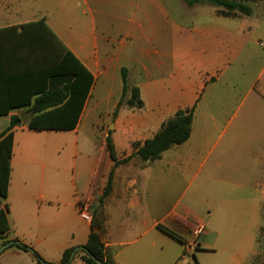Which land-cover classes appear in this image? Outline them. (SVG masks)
Here are the masks:
<instances>
[{"label":"crops","instance_id":"crops-1","mask_svg":"<svg viewBox=\"0 0 264 264\" xmlns=\"http://www.w3.org/2000/svg\"><path fill=\"white\" fill-rule=\"evenodd\" d=\"M237 1L253 14L198 15L209 5L184 0H0V134L12 117L22 121L0 199L10 221L0 247L18 239L61 264L67 249L87 243L101 211L115 264H204L197 251L220 249V264L264 263V97L255 90H264V0ZM56 41L94 82L74 130H31V106L20 105L37 98L33 77L54 65ZM123 68L144 107L123 106L115 117ZM192 108L190 138L154 162L134 156L116 167L101 204L114 167L107 138L126 159ZM51 133L71 136L63 151L48 144ZM0 264L42 263L11 246ZM70 264L86 263L75 255Z\"/></svg>","mask_w":264,"mask_h":264},{"label":"trees","instance_id":"trees-1","mask_svg":"<svg viewBox=\"0 0 264 264\" xmlns=\"http://www.w3.org/2000/svg\"><path fill=\"white\" fill-rule=\"evenodd\" d=\"M188 7L207 4L219 8L217 13L224 17H236L238 15L251 16L253 9L250 5L237 0H184ZM56 61L54 65L33 77L32 96H37L33 105L31 100L21 103L23 107L31 106L33 114L28 128L35 131H69L77 126L79 117L83 110L84 103L89 96L93 85V76L83 67L75 56L66 49L61 41H56ZM34 76V75H33ZM123 93L121 100L114 113L116 117L123 106L140 110L144 107L140 90L137 87H130L129 72L122 69ZM255 90L264 97V90L257 84ZM194 120V108L180 110L172 118L163 123L161 130L142 145L135 143V153L123 160H119L116 154L115 145L111 135L107 138V149L114 167L110 173L104 194V199L111 193L114 170L116 167L130 162L135 156L143 162H154L159 160L162 154L176 145L184 144L191 135ZM19 117H12L9 127L0 134V199L8 197L11 180V159L13 156L15 129L21 126ZM1 205V201H0ZM9 208L5 205L0 208V235L4 236L10 230ZM105 218L101 211L95 213L91 233L87 243L82 247L84 250L77 251L76 255L86 264H115L114 259L108 253L102 240ZM163 232L174 239L184 242V239L174 231L162 227ZM3 239H6L3 237ZM264 242V231L262 240ZM10 241L6 240L4 244ZM12 247H17L25 252H30L39 263L41 257L29 246L18 239ZM86 250V251H85ZM76 248L67 249L61 259V264H70L71 257ZM264 264V263H263Z\"/></svg>","mask_w":264,"mask_h":264},{"label":"rangeland","instance_id":"rangeland-1","mask_svg":"<svg viewBox=\"0 0 264 264\" xmlns=\"http://www.w3.org/2000/svg\"><path fill=\"white\" fill-rule=\"evenodd\" d=\"M204 5V4H203ZM207 5V4H205ZM214 7L213 6H206V7H199L196 11L199 13L198 15H205V13L211 12L212 9ZM196 20L197 17H194ZM71 139V136H62L59 135L57 133H51L47 142L48 144L56 151H63L65 149V146L68 144V140ZM197 254L201 253V257L202 258V262L204 264H220L223 263V261L226 258V253L223 250H218V251H197ZM225 257V258H222ZM192 260L194 261V259L192 258ZM199 261V260H198ZM200 263V261H199ZM201 264V263H200Z\"/></svg>","mask_w":264,"mask_h":264},{"label":"water","instance_id":"water-1","mask_svg":"<svg viewBox=\"0 0 264 264\" xmlns=\"http://www.w3.org/2000/svg\"><path fill=\"white\" fill-rule=\"evenodd\" d=\"M22 120H23V118H22ZM24 121H25V120H24ZM13 244H15V242H14V241H11V242H8V243L2 245V246L0 247V255H1L6 249H8L9 247H11ZM78 250H84V249H83L82 247L79 248V249H77V250L73 253V255H72V257H71V261L74 259V257H75V255H76V253H77ZM85 251H86V250H85ZM42 264H49V263H47V262H45V261H42Z\"/></svg>","mask_w":264,"mask_h":264},{"label":"built area","instance_id":"built-area-1","mask_svg":"<svg viewBox=\"0 0 264 264\" xmlns=\"http://www.w3.org/2000/svg\"><path fill=\"white\" fill-rule=\"evenodd\" d=\"M81 208V212L85 215H88L89 213V205H87L86 203L85 204H82V206L80 207ZM204 231V228L203 227H199L196 231H195V234L196 235H199L201 234L202 232ZM188 249L190 250H193V245L190 247H188Z\"/></svg>","mask_w":264,"mask_h":264}]
</instances>
